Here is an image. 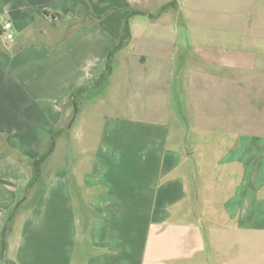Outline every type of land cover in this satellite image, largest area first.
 Masks as SVG:
<instances>
[{"label": "crops", "instance_id": "crops-1", "mask_svg": "<svg viewBox=\"0 0 264 264\" xmlns=\"http://www.w3.org/2000/svg\"><path fill=\"white\" fill-rule=\"evenodd\" d=\"M222 1L234 11L246 0ZM166 5L0 0V264H264V37L191 36L208 24L161 13ZM132 9L147 15L131 20L121 55L138 78L128 80L129 110L89 120L80 135L93 146L75 160L69 134L80 109L67 98L102 72ZM86 13L105 18L68 31ZM180 24L190 34L187 70ZM182 76L189 145L169 106Z\"/></svg>", "mask_w": 264, "mask_h": 264}, {"label": "rangeland", "instance_id": "rangeland-1", "mask_svg": "<svg viewBox=\"0 0 264 264\" xmlns=\"http://www.w3.org/2000/svg\"><path fill=\"white\" fill-rule=\"evenodd\" d=\"M174 0H161L162 4H170L173 3ZM214 8L211 6L202 5L194 11H188L184 9L180 5V0H178V5L176 7L170 8L168 13L173 14L176 16L177 20L179 21H191L195 24H208V27H204L203 29L193 28L191 36H207L210 39H217L224 38V37H264V28L262 29L261 23L264 22V0H246L245 6L243 8H239L237 10L229 9V11L225 8L222 9L223 1L218 0L216 4H214ZM226 11H225V10ZM132 9L131 11H133ZM162 10V9H161ZM135 11V10H134ZM130 16V15H129ZM126 17V20L129 18ZM103 20L105 16H101ZM135 17V16H134ZM165 17V16H163ZM112 17H110L111 19ZM140 19H146L139 17ZM133 19V17L130 19ZM125 20V21H126ZM240 26L243 27L245 33H238L236 27ZM179 29V41L181 42V47L185 49L181 54V61L180 65L184 67L185 70L189 69L190 67V52L188 50V44L184 43L187 39V29L185 25L183 26L180 24ZM257 35V36H256ZM190 36V34L188 35ZM38 40H41V37H38ZM114 48V47H113ZM112 48V49H113ZM111 50V49H110ZM109 50V51H110ZM108 51V52H109ZM126 50L123 52H119L116 54L113 60V69L114 73L109 77L107 82L100 88L92 89L88 93L84 95L80 103V112L77 115L73 129L69 136L71 137V146L73 149V159H78L80 156L78 155L79 148L82 147H92L93 143L92 140L85 137L82 138L80 135L83 130H87V122L89 120L99 119L103 116H115V117H122L126 116L127 111L129 109L126 108V96L130 94L128 80L134 79L136 80L137 77H131L132 70L129 68L127 61L124 59V55ZM124 53V54H122ZM120 54V56H119ZM108 55V54H107ZM195 59V58H194ZM107 60V56L103 63V69L105 67ZM193 60V59H192ZM102 69V70H103ZM131 70V71H130ZM100 74L94 79H98ZM138 79V78H137ZM174 80L177 79L178 76L173 77ZM182 82V89L180 86H177L176 93H172L173 101L170 102V109L171 112L173 110L176 112L179 118H181V123H183L184 135L187 137L186 144H190L192 140L193 133H190L189 129V99L187 98L186 94L188 89V85L184 82V77H181ZM174 83V82H173ZM179 85V84H178ZM181 89V92H180ZM188 95V94H187ZM137 110H143L142 108H138ZM128 116V115H127ZM223 132L220 131L215 132L212 135H222ZM87 136V135H85ZM214 143L216 142L213 140ZM212 141V144H213ZM63 140H60L58 146H62ZM84 142V143H83ZM211 150L217 151V144H213L210 146ZM74 150L76 152H74ZM219 152V151H218ZM217 152V153H218ZM216 153V154H217ZM232 158V157H231ZM235 158V156L233 157ZM45 169V168H44ZM44 173V172H43ZM44 175V174H43ZM42 178V179H41ZM41 183H39V192L42 190L44 186V177L41 176ZM232 190V189H231ZM230 196L233 195V190Z\"/></svg>", "mask_w": 264, "mask_h": 264}, {"label": "trees", "instance_id": "trees-1", "mask_svg": "<svg viewBox=\"0 0 264 264\" xmlns=\"http://www.w3.org/2000/svg\"><path fill=\"white\" fill-rule=\"evenodd\" d=\"M177 5H178V0H174L173 3L167 4L165 7H163V9L161 10V13L169 10L172 7H176ZM139 15L144 16V15H147V13L142 12V11H136V10L134 11L133 10V11H131L129 18L124 22L121 36H120L117 44L115 45V47L108 52L105 67L102 70V72L100 73L99 78L91 81V83L89 85L79 87V88H75L70 93L69 97L67 98V104L70 103L71 105H73L77 112L80 109V103H81L82 98H84V95L92 89L102 87L107 82L109 77L112 75V73H113V60H114L116 54L121 52L125 48H127L131 42V39H132L130 19L134 16H139ZM101 19H102L101 16H95V15H93V13H86L84 15V17L79 22H76V23H73L72 25H70L68 28V31H71L72 29H74L76 27L86 26L90 23L98 22ZM58 136H59L58 132H55V134L52 137L51 142L47 146L44 153L40 157H38V159H36L34 161V167H35V172L37 173V176L33 177L32 181L30 182L31 186L36 182L37 178L39 177L42 166L45 164V162L48 160V158L53 154L55 147H56V142H57ZM7 251H8V244H7L6 239H4L2 249H1V255L3 257L6 256Z\"/></svg>", "mask_w": 264, "mask_h": 264}, {"label": "built area", "instance_id": "built-area-1", "mask_svg": "<svg viewBox=\"0 0 264 264\" xmlns=\"http://www.w3.org/2000/svg\"><path fill=\"white\" fill-rule=\"evenodd\" d=\"M12 28L13 26L11 23L5 24L3 36L5 37L7 41H12L14 39V35L11 32Z\"/></svg>", "mask_w": 264, "mask_h": 264}]
</instances>
